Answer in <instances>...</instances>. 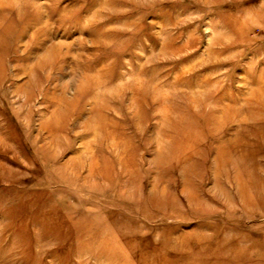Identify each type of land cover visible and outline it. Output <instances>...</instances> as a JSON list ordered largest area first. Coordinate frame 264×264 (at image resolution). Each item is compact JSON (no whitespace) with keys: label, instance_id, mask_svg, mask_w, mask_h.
<instances>
[{"label":"rangeland","instance_id":"1","mask_svg":"<svg viewBox=\"0 0 264 264\" xmlns=\"http://www.w3.org/2000/svg\"><path fill=\"white\" fill-rule=\"evenodd\" d=\"M0 264H264V0H0Z\"/></svg>","mask_w":264,"mask_h":264}]
</instances>
